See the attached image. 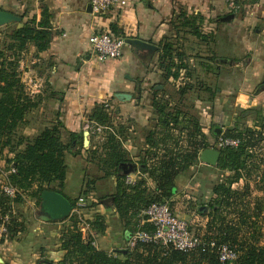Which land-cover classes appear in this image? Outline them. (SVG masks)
<instances>
[{
    "label": "crops",
    "instance_id": "1",
    "mask_svg": "<svg viewBox=\"0 0 264 264\" xmlns=\"http://www.w3.org/2000/svg\"><path fill=\"white\" fill-rule=\"evenodd\" d=\"M232 1L235 3L233 9L229 7ZM0 10L21 18L20 22L10 24L12 30L31 20L36 24L41 21L50 24L51 42L46 51L38 52L31 44L21 52L19 69L25 91L33 101L38 99L44 103L26 118L18 131L21 138L38 136L49 126L48 116L54 115L64 124L63 140L66 141L72 133L85 132L87 116L99 106H104L108 113L117 106L126 118H130L133 122L130 131L134 132L131 136L146 133L152 128L150 120L156 117L155 108L149 102L150 92L159 91L171 104L173 98L166 92L175 85L177 91L186 84H190V88L199 87L198 97L194 96L197 117L182 112L177 126L180 130L192 132L194 129L213 140L221 127L223 132L245 128L242 122L235 120L241 110L256 107L264 115V0H129L127 7L101 15L93 13L91 0H0ZM194 29L202 37L195 35ZM104 32L126 41L138 39L158 50L150 54L127 44L122 58L101 61L90 38ZM164 47L169 54L162 64ZM169 66L170 75L166 70ZM177 67L181 68L179 77L175 78L172 73ZM122 94H129L132 99L121 101L117 95ZM179 97L184 104L188 95H181L179 91ZM246 128L255 131L261 126L256 122ZM131 136L126 140L125 149L131 154L136 169L129 173L130 168H126L123 175L136 183L141 174L143 179L148 174L140 171L145 166L140 164L137 146L131 145L134 142ZM11 147L13 145L10 146V170L0 158L3 175L11 174L14 157ZM155 151L156 157L147 155V165L154 166L165 153L163 148ZM228 177V172L218 165H207L199 159L176 178L178 193L170 200L173 209L180 211L191 228L197 227L204 232L208 217L198 210L209 203L214 189ZM1 178L0 188L5 183ZM69 179L68 176L66 182ZM80 180L74 178L71 184L82 186L83 180ZM103 181L97 191L91 193L101 199L107 198V204L95 199L79 216L82 229L89 232L95 247L112 252L121 245L127 247V229L132 225L120 216L114 205L117 176ZM146 181L150 191H154L156 185L152 179ZM245 183H241L238 190H242ZM67 186L71 192V185ZM185 191H200L201 198L191 197L196 200L193 203ZM64 193L70 198L66 191ZM32 199L25 196L23 203L9 206L20 215L24 230L17 238L9 236L0 243V264H29L33 260L38 264L43 255L58 262L65 256L57 232L59 222L46 221L40 211L36 212L35 199ZM184 202L198 205L196 212L185 207ZM98 217L105 226L102 233H98L93 224ZM140 218L134 219L138 229Z\"/></svg>",
    "mask_w": 264,
    "mask_h": 264
},
{
    "label": "trees",
    "instance_id": "2",
    "mask_svg": "<svg viewBox=\"0 0 264 264\" xmlns=\"http://www.w3.org/2000/svg\"><path fill=\"white\" fill-rule=\"evenodd\" d=\"M194 34L201 36L197 29H194ZM10 39V50L13 51L10 58L0 50V156L4 148L13 145L11 167L15 172L10 174L9 179L19 194L13 200L0 194V216L10 211L9 234L10 239H14L23 232L24 225L18 213H11L9 206L12 203H23L25 196L40 200L42 192L46 190L63 194L71 201L73 208L76 207V201L65 195L63 190L68 177L65 155L71 153L73 148V145L70 146L63 140L64 125L60 122L48 127L33 139L17 137L32 109V99L25 91L19 71L21 52L31 44L38 52L46 51L51 42L50 24L48 21L38 24L35 20L28 21L13 30ZM163 49L162 64L167 61L169 54L167 47ZM180 68L177 67L176 72L172 73L173 77H179ZM166 70L170 75V66ZM180 94H185V90L182 89ZM156 111L159 117L155 127L159 129L149 132V148L145 154L156 157L155 150L160 148L165 153L152 168L147 165L146 160L142 162L145 167L140 168L155 183L154 191H150L143 178L133 185L126 183L127 177L123 175L125 169L122 165H133L134 162L131 154L118 143L116 135L111 134L103 147L105 153L100 161L104 165L102 170L105 171V177L118 178L114 205L120 216L126 220H138L141 212L155 201L171 203L172 197L178 193L176 178L199 160L197 148L191 151H175L178 141L172 129L178 125L183 111L177 108L171 112L165 106L157 108ZM89 120L104 125L109 120V113L104 106H99L92 112ZM194 131L196 130L193 129L192 132ZM193 133H190V139ZM226 136L240 139L241 145L238 148L221 150L218 167L230 175L214 189V197L209 203L203 204L198 210L199 214L208 217L204 232L200 228L190 227L194 230L192 232L202 237V243L197 248L183 253L160 245L139 242L133 251L124 249L110 253L96 248L92 238L84 237L82 219L74 213L69 218L70 226L62 239V249L65 251L63 260L55 262L46 258L38 264H264V152L257 155L250 151L258 147V141L263 140L264 136L248 128L227 131ZM70 138H83V133H72ZM257 176H260V180L256 182L254 177ZM241 178L246 180L244 188L233 189L232 185ZM251 182H256L254 189L258 191H252ZM34 187L36 189L31 191ZM100 202L107 204L106 199ZM93 224L98 233L104 232L105 226L101 218L98 217ZM138 230L149 234L154 232L149 224L139 229L136 227L133 231L127 229L128 241ZM223 246L236 252L238 257L235 261L221 262L220 252Z\"/></svg>",
    "mask_w": 264,
    "mask_h": 264
},
{
    "label": "rangeland",
    "instance_id": "3",
    "mask_svg": "<svg viewBox=\"0 0 264 264\" xmlns=\"http://www.w3.org/2000/svg\"><path fill=\"white\" fill-rule=\"evenodd\" d=\"M4 27H6V28H0V50L6 54L7 58H10V55L13 53V51L10 50V43H12L11 39H10V33L13 30H12V28H10V24H9V26H4ZM1 62H2V60H0V65H1ZM19 71H20V69H19ZM195 87H196V89H194ZM198 88L199 87H197L195 85H193V88H190V84H186L185 86H182V88L179 91H181L182 89H184V90L186 89L187 91L190 92L189 93V92L185 91L184 95H188V97L185 98L184 104L179 103L180 102L179 100H181V99L179 97V91H177L176 85L173 86L172 89L169 90V92H166L167 94H169V96L171 98H173V102L171 104L165 98V96L162 95V93H160L159 91L153 92V90H152V92H150L149 102H150V104H153V106L155 108L154 114L156 115V117L152 118L150 120V124L152 125V128L149 131H147L146 133H140L139 132L138 134H136L137 136H131V134L134 135V132L131 133V131H130V128H132V126H130V125H132L133 122L130 118H126V116H124L122 111L117 108V106H115L113 108V110H111V112H109V120L104 125L97 124V123L92 122L90 120L86 121L85 125H84V130L90 132V136L88 137L90 139V142L87 145H84V143H83L84 137L78 138L77 140L71 139L69 137L65 141V142H68L70 144V146L73 145L72 146L73 148H72L71 153H66V155H65L66 164L68 166V176L70 177V179L68 180V182H66L65 188L63 190H65L68 193V195L70 196V198L72 200H75L76 203L79 201L80 198L83 197V198H85L87 205H91L92 202L89 200L90 195H93V193H91V192L97 191L98 187H100L104 183L103 180H105L107 178V177H105V171L102 170V167H104V165L100 161H101V158H103V155L105 153V150L103 149V147L105 144H107L106 142L108 141L109 136L111 134L116 135L115 136L116 140L121 145V147L124 149H125V146L127 144L126 140L128 139V137L131 136L132 140H134V142H132L131 145L137 146L138 157L140 158V161H141L140 164H142L143 161L149 160L147 158V155L145 154V152L147 150L146 144H147V138L149 136V132L151 130L155 129V125L158 122L157 120H158L159 116L157 114L156 109L159 107L165 106L168 111L172 112L178 108L183 112L190 113L196 119L198 109L195 108V100L196 99L194 98V96L198 97V94H199L197 92ZM194 90H196V91H194ZM201 97H202V95H201ZM43 104L44 103L42 101H39L38 99H36L35 101L32 100V102H31L32 109L26 118L28 119L30 117V114L32 112H34V110H36L39 106H41ZM253 113H257V115H254ZM90 116H91V114H89L87 117L90 118ZM37 118H38V116H37ZM263 118H264V115L262 114L261 110L259 111L258 108H256V107H250V108H246V110L239 111L237 113V117L235 120L242 122L244 125L243 127H245V128L247 127V125L250 124L253 126L257 122L261 126V129H263V126H264ZM47 119H48L47 122H49L48 127H53L54 125H57L58 123L61 122L59 119V116H54V115L48 116ZM38 120L39 119H37V122H39ZM98 125H99V127L102 128V132L101 133H93L94 128L97 127ZM222 125L224 126V128H227L226 124H222ZM87 127H89V129ZM245 128H243V129H245ZM133 131H134V128H133ZM80 133H82V132H80ZM220 134H221V132L219 133V135ZM187 135L189 136L190 134L188 133ZM17 137H23V136H21V134L17 133ZM133 137H135V138H133ZM185 140H188V137H186ZM140 146H143V147L140 148ZM0 158H2V160L6 162L5 167L10 170V147H6L3 149V153H2V156H0ZM149 165H150V168H152L151 163ZM140 167H141V165H138V168H140ZM192 173H194V172H192ZM9 176H10V174L9 175H3L0 171V177H2L1 178L2 182H10ZM74 178H78V179L83 180L82 186H80L78 184L75 185V183L71 184L72 180ZM67 185H71L69 187V188H71V192L69 190H67V188H68ZM1 186H2V184H1ZM76 186H78V187H76ZM35 189H36V187H34L33 190H31V191H34ZM0 191H1V188H0ZM185 192H187V195L190 197L188 199H190L191 202H193V203H195L196 200H193V198H191V197L201 198V192L200 191H185ZM94 197L99 202L101 200L107 199V198H103V199L98 198L97 195ZM198 198H197V201H198L197 204L200 205ZM190 200H188V201H190ZM34 202H35L36 212L38 213V211H40V208H41V199L40 200L36 199ZM170 205L172 206V208H174L172 203H170ZM184 205L187 208L195 210V212H196L197 206H198V205L197 206L196 205H188L186 202H184ZM173 210L178 216L183 218L180 211H176L175 209H173ZM134 219L137 220V218H132L131 220H129L132 226L128 227V229L129 228L132 230L136 229L137 224H135L136 222H134ZM69 226H70L69 219H66V220L58 223L59 228H57V232L60 234L61 241H63L62 240L64 238L63 235L66 233V229ZM85 229H82L84 237L86 239H89V234H88L89 232ZM192 231H194V230H192ZM124 249H126L125 245H123V246L121 245L117 249H115L114 251H112L110 253H114L116 251L124 250ZM45 259H46V256L43 255L39 259V261H44ZM30 263L37 264L36 260L29 261V264Z\"/></svg>",
    "mask_w": 264,
    "mask_h": 264
},
{
    "label": "built area",
    "instance_id": "4",
    "mask_svg": "<svg viewBox=\"0 0 264 264\" xmlns=\"http://www.w3.org/2000/svg\"><path fill=\"white\" fill-rule=\"evenodd\" d=\"M129 0H91L92 11L96 15L105 14L113 9H123L127 7ZM231 9L235 8V3L232 1L229 4ZM90 44L101 61L108 60H117L122 58L124 54V49L127 45L125 38L117 37L110 32H104L100 34H95L90 38ZM178 126V125H177ZM173 127L172 133L178 141V148H175V151L179 149L182 150H195L198 149V155L206 149H215L221 150L226 148H238L241 145V140L238 138H231L226 136V132H222L223 128L221 127V134L217 135L213 140L204 137L199 131L186 132L180 130V127ZM199 126H203L202 120L199 121ZM89 129V127H87ZM94 128V127H93ZM193 131V130H192ZM257 133H261L264 136V129L255 130ZM102 128H94L93 133H101ZM193 133L192 139L189 138L187 134ZM188 137V140H185ZM258 137V135H256ZM192 143V145H191ZM256 143V142H254ZM258 155V153L264 152V139L258 141V147L250 150ZM15 169L11 170V173H14ZM141 174V173H140ZM230 175V173L228 172ZM143 175H140V179ZM146 180H150L149 175H144ZM257 181L260 180V176L254 177ZM245 178H241L238 182L232 185V188L238 190V187L241 183L245 182ZM255 182V183H256ZM126 183L133 185L135 181L131 177L126 178ZM252 189H254V182H251ZM1 194L9 199H15L19 194V191L14 187L10 182H5L1 186ZM89 200L91 202L95 201L94 196H90ZM87 207L85 198H80L76 203V207L73 208V214L81 215L84 208ZM11 213L16 215L17 212L12 209ZM140 225L143 227L146 224L151 225L154 228V232L149 234L147 232L138 230L134 232L127 242L126 249L133 251L139 242L152 243L155 245H160L165 248H171L176 251L183 253H189L195 248H197L202 243V237L196 235L190 229V223L178 216L169 202H153L147 209L141 212L140 214ZM9 224H10V211L6 214L0 216V241L6 240L9 234ZM238 255L232 249L227 246H223L220 252L221 262H233L237 259Z\"/></svg>",
    "mask_w": 264,
    "mask_h": 264
},
{
    "label": "water",
    "instance_id": "5",
    "mask_svg": "<svg viewBox=\"0 0 264 264\" xmlns=\"http://www.w3.org/2000/svg\"><path fill=\"white\" fill-rule=\"evenodd\" d=\"M20 21L21 18L16 16L15 14L0 10V28L9 25L11 23L20 22ZM126 43L128 45L135 47L140 51H147L150 54H153L158 50V47L138 39H128ZM158 88H163V87L159 86ZM117 96H118L117 98L120 99L121 101L132 99V96L129 94H122ZM216 133H220V130L217 129ZM89 135H90L89 131H85L83 133L84 145H87L89 143V138H88ZM220 156H221V152L219 150L206 149L201 153L199 159L207 165L216 166L219 163ZM122 167L124 169L130 168L129 173L133 172L136 169L135 166L131 164L129 165L123 164ZM40 198H41L40 212L46 221L61 222L66 219H69L72 216L73 205L71 201L63 194H60L55 191L46 190L42 192Z\"/></svg>",
    "mask_w": 264,
    "mask_h": 264
}]
</instances>
